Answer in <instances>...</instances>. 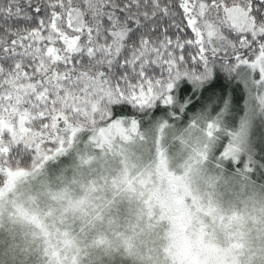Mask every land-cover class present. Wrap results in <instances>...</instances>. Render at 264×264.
<instances>
[{"label": "snow or ice", "instance_id": "1", "mask_svg": "<svg viewBox=\"0 0 264 264\" xmlns=\"http://www.w3.org/2000/svg\"><path fill=\"white\" fill-rule=\"evenodd\" d=\"M0 264H264V0H0Z\"/></svg>", "mask_w": 264, "mask_h": 264}, {"label": "rangeland", "instance_id": "2", "mask_svg": "<svg viewBox=\"0 0 264 264\" xmlns=\"http://www.w3.org/2000/svg\"><path fill=\"white\" fill-rule=\"evenodd\" d=\"M103 167L104 166L101 165V168ZM109 167L111 168L112 166L110 165ZM104 171L105 175H108L110 177L108 169H105ZM171 171L177 175L180 174L179 172H177L176 168H172ZM143 178L148 180V189H153L161 193L168 191L169 186L166 179H162L157 175H152L151 177L145 176ZM99 195L103 196V191H101ZM184 203L186 205H190L191 200L185 198ZM147 211V205L142 202L135 201L131 204H127L124 209L125 214L120 220L121 226L127 227L129 223H135L137 218L141 215H143L144 221H147ZM151 211L154 221H159V223H156V226L151 229V231L145 236L144 239L147 245L153 248L154 253L160 255L162 259L161 254H163L165 247L168 245V240L166 239L167 233L169 231L168 221L166 219L162 221L160 220L161 208L158 205L154 206ZM176 244L178 251L180 252H187L189 250L188 239L183 234L176 236Z\"/></svg>", "mask_w": 264, "mask_h": 264}]
</instances>
